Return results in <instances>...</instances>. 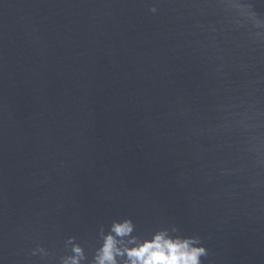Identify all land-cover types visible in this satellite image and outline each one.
<instances>
[{
	"label": "water",
	"instance_id": "obj_1",
	"mask_svg": "<svg viewBox=\"0 0 264 264\" xmlns=\"http://www.w3.org/2000/svg\"><path fill=\"white\" fill-rule=\"evenodd\" d=\"M126 219L264 264V0H0V264Z\"/></svg>",
	"mask_w": 264,
	"mask_h": 264
},
{
	"label": "clouds",
	"instance_id": "obj_2",
	"mask_svg": "<svg viewBox=\"0 0 264 264\" xmlns=\"http://www.w3.org/2000/svg\"><path fill=\"white\" fill-rule=\"evenodd\" d=\"M133 230L131 220L114 222L103 236L92 264H200V257L206 254L203 247L193 246L197 241L192 238H173L159 231L151 239L141 241L131 236ZM72 253L63 264H80L84 259L79 245H73Z\"/></svg>",
	"mask_w": 264,
	"mask_h": 264
}]
</instances>
